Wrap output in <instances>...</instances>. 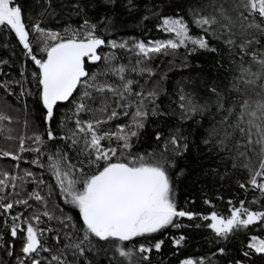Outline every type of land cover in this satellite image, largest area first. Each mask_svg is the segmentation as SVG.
<instances>
[{"label": "snow or ice", "instance_id": "obj_1", "mask_svg": "<svg viewBox=\"0 0 264 264\" xmlns=\"http://www.w3.org/2000/svg\"><path fill=\"white\" fill-rule=\"evenodd\" d=\"M93 3L94 0H79L72 5L74 14L83 13L86 17V9ZM184 7L186 16L179 14ZM193 26L199 32L192 33ZM32 28L38 34L39 55L33 50L31 34L24 22V5L19 0H0V31L14 35L26 61L35 66L30 80L25 66L20 72L22 79L11 83L20 86L21 96L34 98L47 137L45 140L43 135L33 134L28 137L33 143L26 145V138L22 136L19 154L5 151L3 155L20 161V154L34 153L35 158L25 162L50 174L55 185H48L49 195L58 190L59 198L73 214L57 218L65 229L66 242L58 255L51 254V248L40 238L51 231L40 227L41 217L54 219L47 211V199L39 190L45 180H36L33 172L25 170V177L33 178L31 182L37 184V190L28 199L14 202L5 203L6 195L0 196V214L5 215V227L13 242L22 241V258L17 257L18 264L28 261L45 264L46 260L47 264H152L153 251L160 253L165 243L157 235L163 236L169 228L187 227L179 222L181 218L191 221L197 217V213L179 206L173 179L174 175L184 174L179 159L193 146L211 160L214 166L210 165V173L216 178L235 179L240 189L250 187L264 198V0H184L177 15L161 17L157 30L167 38L134 40L131 44L127 40H105L99 34L103 31L109 37L112 35L114 25L107 16L98 23L84 18L79 27L69 25L63 33L45 29L39 21ZM213 41L222 44L223 49L213 46ZM105 47L110 51L102 55ZM181 48L186 55L198 51L220 55L221 68L226 65L224 81L227 84L224 88L220 86L224 81L205 85L206 95L202 100L197 99L195 92L181 89L180 119L192 120L198 125V141L190 143L182 128L170 131L167 136L157 131L151 150L134 152L132 139L139 138L149 113L143 91H133L136 81L126 73L151 76L154 72L149 62L153 58L175 56ZM117 49L133 54L135 65L117 64ZM8 63L0 60V66ZM89 65L96 70L92 71ZM109 76L120 83L109 81ZM9 83H0V87L8 91ZM154 95V92L148 93V96ZM133 96L139 100L131 114V123L117 126L116 132L104 129V124L121 114L129 115ZM97 100H100L98 107ZM62 108L67 111L58 124L61 134L57 135L53 123ZM85 115L91 118L84 119ZM205 115L209 117L207 124L195 119ZM11 119L0 112V132L4 131L3 122L11 123ZM58 140L63 145H58ZM113 140L117 142L115 147ZM104 141H108L107 146ZM249 153L255 154L258 164ZM45 156L47 163L42 160ZM18 179L21 178L7 172L0 174V192L9 185L15 191ZM29 199L42 204L45 210H33L27 217L23 212L11 215L14 207L24 206L25 211L32 207ZM204 203L211 205L212 202L205 200ZM245 203L241 200L237 207L229 200L228 216L217 211L199 216L209 222L207 227L214 234V242H227L238 232L250 230L252 225H264V210H252ZM261 205L264 207V199ZM3 239L0 235V242ZM56 239L59 243V236ZM184 241L183 235L173 237L172 245L179 248ZM14 247V243L7 246L9 256L14 255ZM218 251L223 255L226 249L220 247ZM42 253H50V260ZM242 254L248 259H236L234 264H253V254L264 257V238L252 235ZM180 264L205 262L184 259Z\"/></svg>", "mask_w": 264, "mask_h": 264}, {"label": "trees", "instance_id": "obj_2", "mask_svg": "<svg viewBox=\"0 0 264 264\" xmlns=\"http://www.w3.org/2000/svg\"><path fill=\"white\" fill-rule=\"evenodd\" d=\"M24 5V22L30 32V42L32 43L34 52L39 55V39L38 34L33 33L32 26L39 21L41 27L52 31L63 30L71 25L73 28L79 27L83 23L84 18H88L93 23H98L102 18L107 16L114 25L112 35L109 37L101 31L99 34L104 36L105 40L116 39L118 41L127 40L131 44L132 41L143 40L147 42L149 39H165V34L157 30V26L161 22L163 16H174L178 14V8L182 7L184 0H114L107 2L106 0H94L86 9V17L82 13L76 15L72 5L79 0H19ZM155 13V15L153 14ZM180 15H187L186 7L179 11ZM148 18L145 20L144 17ZM192 33L199 32L195 26L191 29ZM213 46H219L223 49V45L217 41H213ZM110 50L105 47L103 53ZM119 58L117 64L135 65V56L124 50L117 49ZM0 60L9 61L8 64L0 66V83L9 81L8 91L4 87H0V112L11 117V123L7 120L3 122L4 131L0 132V174L10 173L13 176H18L21 179L16 181L15 191L9 185L7 189L0 192V196H5V203L14 202L18 199H28L29 194L37 190V184L31 182L32 177H25V170L34 173V178L39 180L43 178L45 184L40 186L41 195L47 199V211H49L54 219L51 221L47 217L42 216L40 224L41 228L51 229L42 235L41 241L44 245L51 248V254H59L63 248L65 240V229L59 222V217L68 214V206L58 196V190H53L49 195L48 185H55V181L51 178L44 169L34 166L25 161H31L35 158L32 152H24L20 154V161L12 160L10 157H5V151L19 154V139L26 138V145H31L33 142L28 137L33 134H40L46 137V126L42 123V115L37 110L32 96L23 97L20 95V86L11 83L14 80H21L20 72L22 67H27V74L30 80L31 71L34 65L30 60L25 59L24 50L15 40L14 35L0 31ZM221 56L217 53L198 51L192 55H186L185 50L181 48L175 56H158L149 62L154 74L141 76L135 72L128 71V78L133 79L136 83L133 84V91H143L144 104L149 115L145 122V127L139 131V138H133V151L143 153L145 150H151L154 147L152 143L155 139L154 133L159 131L165 136L169 135L170 131L177 128H182L184 135L189 137V142L198 141V125L192 120L182 121L180 119L181 109L180 95L181 89L185 92H195L197 99L202 100L205 97V85L213 83L220 84L224 81V76L227 75L225 68L220 66ZM92 71H95V66L89 65ZM109 81L119 84V80L109 76ZM227 81L220 84L224 88ZM27 87V86H26ZM12 92L14 94H9ZM149 92H154V96H148ZM133 107L129 109V115L121 114L118 118L104 124L102 127L112 132L117 131V126L130 124L132 121V113L135 112V103L139 98L133 96ZM27 104V108L25 105ZM100 100L96 101L95 106H99ZM114 106V105H113ZM67 108H62L57 112L56 121L53 123V128L56 134L60 135L61 131L58 127L60 120L65 116ZM153 111L156 115H153ZM160 113H165L161 115ZM70 115V113H69ZM99 116L100 113H95ZM91 116L85 115L84 119H89ZM202 122L207 124L209 117L205 115ZM27 120V127H25ZM11 129L9 132L8 130ZM11 136L12 139L8 137ZM51 143V142H49ZM58 145H63V141H56ZM105 146L108 141L103 142ZM116 141H112V146H116ZM243 150V149H241ZM54 151V149H52ZM253 160H258L255 154L249 153ZM42 160L47 163V158L42 157ZM17 165H19L17 167ZM180 168L184 169L182 176H173L176 186V199L181 208H187L195 213L197 217L194 220L181 218L179 222L187 227L179 229L169 228L163 236L157 235V239H164L165 243L162 246V251L156 253L153 251L151 255L152 264H180L184 259H203L207 264H234L236 259L246 261L248 258L243 256V250L246 248V243L252 235H257L264 238V225H252L250 230H243L231 237L227 242L217 244L213 241L214 234L207 227L208 221H203L199 218L201 214L208 215L212 211H217L224 216L230 215L228 209L231 207L228 204L232 200L235 206L239 207V202L244 200L245 206L252 210H264L261 205L260 193L252 190L250 187L247 190L240 189L235 179L230 181H221L210 173L211 160L197 151L193 146L191 150L185 154V157L179 159ZM43 173V175H42ZM205 200H210L211 205L205 204ZM256 200V203H252ZM29 204L32 206L25 211L24 206L14 207L11 215H16L23 212L24 216H29L33 210L38 209L43 212L44 206L38 204L35 200L29 199ZM63 209V211H61ZM9 224L11 217H8ZM201 227H197V225ZM67 231H71L69 228ZM0 235H3V246H0V264H18L17 257L22 258L20 251L22 246L21 240L13 242L8 229L5 227V215L0 214ZM185 236V241L179 248H174L172 245L173 237ZM59 236V243L56 237ZM15 245L14 255L9 256L7 246ZM131 246V245H130ZM220 247L226 249L221 255L218 251ZM50 253H42L43 257L48 260L51 258ZM139 255V254H137ZM253 264H264V257L253 254L251 256ZM27 264H31L28 261ZM47 264V260L45 261ZM54 264V262H53Z\"/></svg>", "mask_w": 264, "mask_h": 264}, {"label": "rangeland", "instance_id": "obj_3", "mask_svg": "<svg viewBox=\"0 0 264 264\" xmlns=\"http://www.w3.org/2000/svg\"><path fill=\"white\" fill-rule=\"evenodd\" d=\"M193 260H195V259H193ZM199 260H201V259H196L195 261H199ZM204 262H205V264H207V262L204 260Z\"/></svg>", "mask_w": 264, "mask_h": 264}, {"label": "water", "instance_id": "obj_4", "mask_svg": "<svg viewBox=\"0 0 264 264\" xmlns=\"http://www.w3.org/2000/svg\"><path fill=\"white\" fill-rule=\"evenodd\" d=\"M22 47V46H21ZM23 49V48H22Z\"/></svg>", "mask_w": 264, "mask_h": 264}]
</instances>
